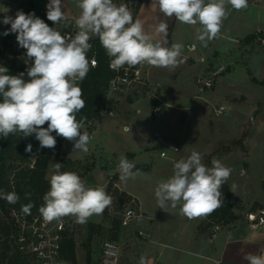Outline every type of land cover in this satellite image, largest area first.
<instances>
[{
  "label": "rangeland",
  "instance_id": "1",
  "mask_svg": "<svg viewBox=\"0 0 264 264\" xmlns=\"http://www.w3.org/2000/svg\"><path fill=\"white\" fill-rule=\"evenodd\" d=\"M139 1L114 0V3L126 4L134 18ZM262 6L260 18L264 24V2ZM62 7L68 20H75L80 14L76 0H62ZM255 9L250 13L252 20H256ZM183 42L186 44L185 39ZM245 45L235 50L229 59L211 58L203 69L190 70L178 65L169 70L149 65L145 86L127 97L121 95L117 101L113 100L116 106L114 117H109L102 109L97 120L84 124L81 131L91 137L87 153L73 151L74 142L64 139L57 155L56 146L54 149H40L39 141L34 135L30 136L36 155L51 157L48 179L53 174V164L60 163L61 157L67 156L75 164L66 170L79 173L89 187H101L107 192L109 182L116 178L108 193L112 197V204L108 207L110 218L120 217L128 207L136 208L143 215L130 228L123 229L121 264H139L141 256L148 260L150 257L160 258L159 241L166 242L178 234L185 222L183 219H189L180 215L178 207H169L166 212L159 209L155 189L159 182L173 174L174 162L186 159L194 150L202 154L206 166L211 167L215 158L232 169L223 186L230 188L237 220L246 219L249 212L264 209V46L257 40L247 48ZM201 74L205 79H214V87L200 91L197 81ZM157 106H161L159 118L153 113ZM221 106L229 108L228 114L217 115L216 109ZM156 131L166 142L180 147L175 160L159 158L160 145L152 140ZM59 139L56 137L57 141ZM121 156L134 162V171L139 170L143 175L122 182L117 169ZM34 160L32 158L29 164L32 165ZM119 182L125 191L120 190ZM213 212L189 219L192 223L189 230L192 225L199 224V234H204L207 241H213L211 233L216 224L221 226V232L231 227L216 222L211 216ZM59 221L66 222L67 229L74 234L78 264H88L87 224H78L71 216ZM88 222L109 226L103 214L93 215ZM206 222L209 226H205ZM242 225L245 232L248 228L252 230L246 220ZM139 231L145 234L141 238L137 237ZM105 236L93 239L90 264H97ZM224 244V240L215 242V245ZM199 250L202 249L177 246L174 252L180 255V261L175 264H213L193 255L192 252ZM201 252L205 253L204 250ZM243 264L248 262L243 259Z\"/></svg>",
  "mask_w": 264,
  "mask_h": 264
},
{
  "label": "clouds",
  "instance_id": "2",
  "mask_svg": "<svg viewBox=\"0 0 264 264\" xmlns=\"http://www.w3.org/2000/svg\"><path fill=\"white\" fill-rule=\"evenodd\" d=\"M226 5L240 11L248 7V0H152V6L158 7L164 16L175 17L186 25L199 24L196 34L203 47L220 36L228 15ZM46 7L48 21L54 25L65 22V27L68 26L62 0H49ZM76 7L80 14L74 20L77 31L72 37L62 35L34 12L26 14L18 10L15 17H3L2 23L10 25L3 35L15 33L18 45L26 50L27 60L32 63L27 69V81L24 73L10 75L7 67L0 66V137L34 135L40 149H54L56 137H62L74 142L73 151H89L91 137L81 131L84 118L78 120L77 113L85 107L79 82L97 64L94 57L88 58L93 37L99 39L114 70L141 64L174 70L183 63L184 46L179 43L166 46L167 23L155 26V32L164 39L154 41L142 21L134 20L126 4L117 5L114 0H76ZM25 151L31 153L32 145L28 144ZM202 159V154L194 150L186 159L174 162L173 174L155 189L159 209L166 212L169 207H178L180 215L193 219L223 205L221 188L232 169L215 158L208 167ZM61 167L60 163L53 164L50 188L39 207L44 221L71 216L76 223L86 224L93 215H102L111 206L112 197L103 188L89 187L76 172L61 171ZM135 167L134 162L121 156L117 166L120 180L127 183L142 176L141 171H134ZM0 199L14 204L19 196L0 191ZM33 206L31 202L22 205V211L29 213ZM243 259L248 264H264V254L249 253ZM139 264L150 261L141 256Z\"/></svg>",
  "mask_w": 264,
  "mask_h": 264
},
{
  "label": "built area",
  "instance_id": "3",
  "mask_svg": "<svg viewBox=\"0 0 264 264\" xmlns=\"http://www.w3.org/2000/svg\"><path fill=\"white\" fill-rule=\"evenodd\" d=\"M22 11L26 14L34 12L37 17L44 20L50 27H55L66 37L74 36L77 31L74 20H68V26L65 27V22L54 25L51 21H48L47 11L31 10L28 8H24ZM5 27V31L10 29V25H6ZM260 33L261 36H259L257 41L264 46V31ZM98 40L97 37H93L89 41L92 44V49L88 53V58L91 60L94 57L97 61L96 66L91 69L97 68L100 64ZM187 50L195 52L197 46H187ZM0 53V66L5 58L11 60L24 73H27L28 67L31 66L32 61L27 60L26 50L18 45L15 33L4 36L3 42L0 45ZM201 62L205 63L206 60L201 59ZM108 65H110V58ZM148 67L149 65L147 64H141L132 68L125 66L119 70H114L109 66L113 77L109 83L105 107L103 108L109 117L115 116L116 106L113 105V100L117 101L121 95L127 97L133 94L136 89L146 85ZM83 82L84 80L79 82L80 87H82ZM214 83V79H205L204 74H201L197 81L200 91L211 89L214 87ZM228 112L229 108L226 106L216 109L218 116H224ZM153 113L159 118L161 106L155 107ZM152 140L160 145L157 152L159 158L163 160H175L180 153V147L166 142L160 132L156 131L153 134ZM171 154L174 156H171ZM7 213V216L0 220L7 230V233H3L0 230V264H18V255L21 257L22 264H71L61 255L62 243L67 231L66 222H46L41 214L32 216L29 213L20 212L13 208L9 209ZM119 218L121 219L122 228L128 229L137 219L143 218V215L138 213L136 208L128 207L120 214ZM246 221L254 231L264 229V209H259L258 212H249L246 215ZM220 232L221 226L216 224L211 233V239H217ZM139 235L144 236L145 234L143 231H139ZM121 259V244L113 240H104L101 245L98 264H121ZM149 261L150 264H162L159 256L150 257Z\"/></svg>",
  "mask_w": 264,
  "mask_h": 264
},
{
  "label": "crops",
  "instance_id": "4",
  "mask_svg": "<svg viewBox=\"0 0 264 264\" xmlns=\"http://www.w3.org/2000/svg\"><path fill=\"white\" fill-rule=\"evenodd\" d=\"M263 2L264 0H248V7L240 11L233 9L231 5H226L228 15L223 21L220 36L210 41L207 47H203L197 39L196 29L200 27L199 24L186 25L180 23L175 17L164 16L158 7L152 6V0L142 1L134 20L140 19L142 21L145 31L153 35L154 41L164 39L162 35L155 32V26L160 22L167 23L166 46L171 47L175 43L182 44L184 46L182 53L183 63L179 65L195 70L205 66L201 59H205L206 63L211 58L222 61V59H229V56L240 48L242 44H246L245 48L249 47L250 43H245L244 39L249 35L264 31V24L262 23V18H260V8H263ZM47 4L48 2L42 0H0V45L3 42V32L6 28L1 19L5 15L15 17L16 12L24 8L47 11ZM253 8L257 10L256 20L250 18ZM184 39L186 44L183 42ZM190 45H196L197 50L195 52L188 51L187 46ZM188 68L186 70H189ZM118 186L120 190L125 191L120 186V182ZM183 220L185 222L182 224L183 226L178 234H173L174 236L166 239V242L159 241V255L162 264H175L180 261L178 260L180 255L174 252L175 248L180 245L187 248L197 247L202 249L199 252H192L194 253L193 255L213 264H243L245 254H264V229L254 231L246 227L248 229L245 232L242 230L244 226L242 224L246 220L244 218H240L229 229L222 231L217 239L213 241H207L204 234H199V224L192 225L189 230L190 220ZM223 240L225 241L224 245H215V242L221 243ZM238 240L239 242H237ZM233 244L236 245L233 247ZM205 248L208 250H205ZM203 250L205 253L208 251L207 254L201 252Z\"/></svg>",
  "mask_w": 264,
  "mask_h": 264
},
{
  "label": "trees",
  "instance_id": "5",
  "mask_svg": "<svg viewBox=\"0 0 264 264\" xmlns=\"http://www.w3.org/2000/svg\"><path fill=\"white\" fill-rule=\"evenodd\" d=\"M143 0H140L137 7V14ZM135 17V16H134ZM261 36L260 32L249 35L244 39L245 43H251L257 40ZM99 47L100 64L97 68L91 69L87 74L86 79L82 84L83 99L85 101V107L77 113V119L84 118V124H88L94 120H97L100 116V112L104 108L105 99L108 94L109 83L113 77V73L109 69V57L107 56L104 48L101 46L99 40L97 41ZM1 54V53H0ZM1 66L8 68V74L19 75L24 73L18 69L16 65L9 59H3ZM24 79L27 81L29 78L27 73H24ZM215 84V83H214ZM64 138L60 139L56 143V151L58 152L62 148ZM28 144L32 145V152L25 151ZM35 158L32 165L29 161ZM51 161L50 155H36L33 143L30 136L25 138L20 134L10 135L8 138L0 137V191L7 193H16L19 196L17 203L11 204L5 199H0V220L7 216L9 209H16L22 212V205L32 203L34 206L30 209V215H38L39 207L43 204V196L49 190L50 184L47 178V171ZM61 171H67L66 169L75 164L67 156L61 157ZM77 173V172H76ZM79 175V173H77ZM82 177L81 175H79ZM118 179V178H117ZM112 179L109 182L107 188V194L115 184V180ZM264 188V183H263ZM223 205L214 210L211 214L216 219V222L231 226L237 222V216L234 212V202L232 199L231 191L228 186H223ZM26 194H29L26 198ZM124 194V193H123ZM126 195V194H125ZM104 219L108 221L109 226L106 228L101 224H95L87 222L88 227V253L87 263H91V243L95 237L106 235L105 240H113L121 244L123 238V228L121 219L119 217H109L108 207L103 212ZM209 223H205V226ZM200 229H202L200 227ZM0 230L3 233H7L5 226L0 221ZM138 238H141L139 233ZM62 257L69 261L71 264H78L77 246L74 238V234L69 229L65 232V238L62 243L61 249ZM18 264L21 263V257L18 255ZM99 259L97 261V264Z\"/></svg>",
  "mask_w": 264,
  "mask_h": 264
},
{
  "label": "water",
  "instance_id": "6",
  "mask_svg": "<svg viewBox=\"0 0 264 264\" xmlns=\"http://www.w3.org/2000/svg\"><path fill=\"white\" fill-rule=\"evenodd\" d=\"M95 188V187H94Z\"/></svg>",
  "mask_w": 264,
  "mask_h": 264
}]
</instances>
